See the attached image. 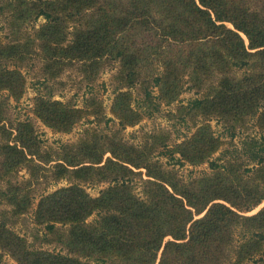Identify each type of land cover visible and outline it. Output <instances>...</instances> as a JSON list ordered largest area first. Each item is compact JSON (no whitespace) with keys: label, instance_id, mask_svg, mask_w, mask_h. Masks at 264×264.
I'll return each instance as SVG.
<instances>
[{"label":"trees","instance_id":"16d2710c","mask_svg":"<svg viewBox=\"0 0 264 264\" xmlns=\"http://www.w3.org/2000/svg\"><path fill=\"white\" fill-rule=\"evenodd\" d=\"M0 1V14L12 11L18 31L45 20L23 43L0 41V92L23 94L24 76L6 64L26 60L37 38L51 78L79 64L93 80L113 61L119 65L118 88L143 89L139 108L147 114L178 101L186 84L196 97L179 111L205 120L172 148L164 134L128 144L119 128L95 132L80 148L62 145L55 164L45 169L52 176L94 178L110 186L98 197L77 184L41 197L37 224L57 235L66 254L30 249L5 222L0 223L2 251L18 264H264V207L249 215L264 202V0ZM133 99L131 91L119 90L112 108L118 122L106 123L136 125L144 112L132 107ZM2 107L0 102V120ZM35 113L58 132L70 131L85 114L51 95L36 98ZM212 118L231 129L232 137L256 119L260 133L246 135L220 163L213 160L222 143L213 134ZM14 141L0 146L5 174L34 160L53 161L50 154L43 159L32 123H19ZM158 142L162 155L178 154L180 163L192 165L208 162L210 173L184 183L155 159ZM137 176L145 199L133 193ZM0 194L18 215L32 204L17 186ZM93 215L97 218L89 222Z\"/></svg>","mask_w":264,"mask_h":264},{"label":"rangeland","instance_id":"374dc122","mask_svg":"<svg viewBox=\"0 0 264 264\" xmlns=\"http://www.w3.org/2000/svg\"><path fill=\"white\" fill-rule=\"evenodd\" d=\"M13 23L15 25L16 22L12 11L0 14L1 42L23 43L28 38L35 37L36 32L44 25L45 20L40 18L37 22L22 25L20 31L15 27L13 28ZM72 29L73 23L69 20L68 30L71 31ZM38 44L39 40L36 38L35 46H33L34 50L26 60H15L6 64L8 69H17L22 73L25 78V88L19 98L11 96L7 90L0 92V102L3 106L0 126L3 125L2 127L7 129V132H4L0 127V146L8 142L15 144L14 137L16 136L18 124L30 122L33 124L35 133L41 141L43 159H47L50 154L53 161L43 163L39 160H34V163H31L30 166L25 163L10 174H5V170L0 165V192H9L11 186H17L21 188V195L28 194L32 202L27 212L18 215L14 213L13 207L6 201V198L0 194V223L5 222L17 235L24 238L28 242L30 249L66 254L67 250L58 241L57 235L49 234L45 226L37 224L36 211L41 197L74 184L83 188L90 196L98 197L111 183L94 178L81 180L74 176L60 178L52 176L45 169L55 164L58 152L62 150V145H73L80 148L84 140L86 138L91 139L95 132L107 134L110 129L115 131L119 128L120 135L128 144L142 145L150 139L148 136L164 134L161 136L166 138L165 143L169 145V148H172L176 143H180L185 138L190 137L205 120L202 117H185L179 111L180 105L186 104L190 99L196 97V90H190L186 84L178 101L171 105L162 103L158 111L151 110L153 113L147 114L145 108H139V102L144 95L143 89L140 87L128 88L126 85L118 88L121 86V82L117 79L119 65L113 61L105 62L103 68L93 80L88 79L79 64L67 66L58 76L51 78L44 72V63ZM119 90L131 91L134 98L131 101L132 107L144 112L141 120L136 125L121 127L122 129L117 123H106L109 118L113 119L114 122H118L112 108ZM39 95L45 97L51 95L52 100L72 105L77 109L83 110L85 114L70 131H55L46 126L35 113V100ZM93 100L97 105L92 107L91 103ZM99 112L101 114L98 117L96 114ZM209 123L214 136L219 137L222 143L213 155V160L228 159L230 155L227 151H233L236 147H239L246 135H257L260 133L256 119L249 120L244 128H239L234 137L231 136L233 131L231 129L228 130L217 119L212 118ZM8 131L11 136H7ZM8 137H10V140H8ZM161 145L162 143L158 142L157 150L154 154L155 159H158L166 170L173 171L184 183H188L203 174L210 173L211 169L208 162L199 165L184 163V161L180 163L178 154L174 155L175 158L162 155L163 148L160 147ZM109 156V153L105 154L103 160H106ZM1 161L2 158L0 157ZM223 161L219 160L220 163H223ZM133 183V193L137 197L145 199L140 176L135 177ZM263 207L264 202L249 215L255 214ZM96 218L97 216L93 215L88 218V221H94ZM58 226L63 228L61 225ZM63 230L61 229L60 232ZM168 239H165V241ZM82 259L85 260L84 258ZM89 261L90 264H105L94 260ZM0 264L18 263L8 253L0 249ZM107 264L116 263L110 262Z\"/></svg>","mask_w":264,"mask_h":264}]
</instances>
